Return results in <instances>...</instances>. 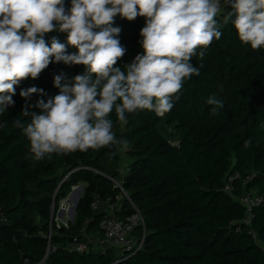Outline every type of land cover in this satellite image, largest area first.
<instances>
[{"label": "trees", "instance_id": "obj_1", "mask_svg": "<svg viewBox=\"0 0 264 264\" xmlns=\"http://www.w3.org/2000/svg\"><path fill=\"white\" fill-rule=\"evenodd\" d=\"M222 5L218 22L230 11L224 0ZM113 26L121 28L119 40L126 49L116 65L123 71L143 53L144 24L140 16L133 21L117 16ZM220 30L221 38L203 58L197 50L191 63L200 74L184 82L179 99L162 117L137 110L126 113L127 122L121 123L113 110L112 131L126 143L34 161L30 141L14 121L27 125L31 117L22 115V109L59 93L55 75L63 72L71 80L86 69L54 62L37 79L28 77L15 86V104L0 115L5 125L0 127V264H37L46 254L52 204L55 216L58 202L81 183L74 221L68 228L53 226L46 264H264V247L257 243L264 245V48L243 44L231 23ZM52 37L67 44L66 33L46 34L49 46ZM67 52L77 49L68 46ZM30 87L46 95L21 97L20 91ZM213 95L223 101L215 113L206 102ZM166 125L177 135L175 144L161 136ZM249 138L252 145L246 149ZM119 147L129 160L124 174L119 171ZM235 175L228 194L223 191L225 179ZM247 191L263 197L248 223L238 200ZM118 196V215L125 218L135 207L144 218L145 237L138 251L123 258L114 247L68 250L75 236L99 230L105 213L92 210L91 203L114 202ZM135 232L139 237L141 228Z\"/></svg>", "mask_w": 264, "mask_h": 264}, {"label": "clouds", "instance_id": "obj_2", "mask_svg": "<svg viewBox=\"0 0 264 264\" xmlns=\"http://www.w3.org/2000/svg\"><path fill=\"white\" fill-rule=\"evenodd\" d=\"M224 2L230 11L218 22L221 0H70L68 8L65 0H0V115L15 104V86L22 80L37 79L54 62L84 65L85 72L71 80L63 72L55 75L59 93L47 102L26 105L21 113L31 122L15 120L14 127L30 141L34 161L126 143L112 131L113 110L121 123L127 122L126 113L137 110L161 117L170 111L184 82L200 74L191 63L197 50L203 58L221 38L224 25L231 23L243 44L264 48V0ZM117 16L145 18L140 30L143 53L123 71L116 66L126 53L119 40L121 28L113 26ZM54 31L66 33L67 44L52 37L49 46L45 35ZM68 46L77 52L69 54ZM34 93L46 95L30 87L20 96ZM206 102L214 113L223 108L214 95ZM251 145V138L245 140L244 148Z\"/></svg>", "mask_w": 264, "mask_h": 264}, {"label": "built area", "instance_id": "obj_3", "mask_svg": "<svg viewBox=\"0 0 264 264\" xmlns=\"http://www.w3.org/2000/svg\"><path fill=\"white\" fill-rule=\"evenodd\" d=\"M223 0H221V13L223 10ZM219 15V16H220ZM238 176H230L225 179L223 191L228 194H232L233 191V180ZM120 187L118 183L115 185ZM75 187L72 189L74 190ZM125 195V193H123ZM126 196V195H125ZM122 196H118L114 202L110 200L100 201L95 199L91 203V209L94 211H99L105 213V217L99 223L98 232L102 235L104 241V249L114 247L118 250L120 255L123 258H126L127 255H132L141 247L144 237H145V228H144V218L138 209L134 208V212L125 218L121 219L117 212L120 208V200ZM128 198V197H127ZM70 196L62 198L58 202L55 216L52 215L49 225V230L46 235L47 248L45 256L37 264H46V258L48 253L52 250L51 248V237L53 232V226L55 229L68 228L70 223L74 220L71 219L69 213L71 208V203L69 201ZM239 202L246 208L247 217L245 222L248 223L254 216L253 210L263 203V197L260 194H257L253 191L245 192L239 199ZM100 208L102 211H100ZM54 209V203L51 206V210ZM63 212L60 215V212ZM0 218L3 219V214L0 208ZM4 220V219H3ZM141 228V235L138 237L135 230ZM255 237V235H254ZM91 244L90 239L86 236L83 231L79 236H75L71 242L67 244V249L79 253L88 251ZM23 264H27V260Z\"/></svg>", "mask_w": 264, "mask_h": 264}, {"label": "rangeland", "instance_id": "obj_4", "mask_svg": "<svg viewBox=\"0 0 264 264\" xmlns=\"http://www.w3.org/2000/svg\"><path fill=\"white\" fill-rule=\"evenodd\" d=\"M142 18V20H143V24H144V26H145V18L144 17H141ZM167 127H164L162 130H161V136L165 139V140H167V142L168 143H170V144H175V142L177 141L176 140V138H177V135L175 134V131H174V129H173V127H172V125H166ZM118 152L122 155V160H121V162H120V165H119V171L121 172V174H124V172L126 171V169H127V165H128V163H129V160H128V158L127 157H125L124 155V152H125V150H124V148H122V147H119L118 148ZM82 184V183H81ZM80 185V184H79ZM78 186V185H77ZM76 187V186H75ZM73 193H74V190L72 189L71 190V192H70V194H69V196H70V198L72 197V195H73ZM73 200V199H72ZM71 204H73V202L71 203ZM53 215H54V213H53ZM60 215H62V214H60ZM261 244V243H260ZM91 246H89V248H90ZM261 247V246H260ZM119 253H117V255H118Z\"/></svg>", "mask_w": 264, "mask_h": 264}, {"label": "water", "instance_id": "obj_5", "mask_svg": "<svg viewBox=\"0 0 264 264\" xmlns=\"http://www.w3.org/2000/svg\"><path fill=\"white\" fill-rule=\"evenodd\" d=\"M82 193H83V185L80 184L74 188V193H73L72 197L69 199L70 203L73 202V204L71 205V208H70V213H69L72 220H74L76 208H77V205H78V202L81 198ZM53 213H54V209L51 210V217H52ZM62 213L63 212L61 211L60 214H62Z\"/></svg>", "mask_w": 264, "mask_h": 264}, {"label": "crops", "instance_id": "obj_6", "mask_svg": "<svg viewBox=\"0 0 264 264\" xmlns=\"http://www.w3.org/2000/svg\"><path fill=\"white\" fill-rule=\"evenodd\" d=\"M101 209L103 208H100V211H102ZM121 219H123L124 217L118 215ZM86 236L90 239L91 241V244L90 246L96 250H101L104 248V241H103V238H102V235L99 233V232H96V233H89V234H86Z\"/></svg>", "mask_w": 264, "mask_h": 264}]
</instances>
